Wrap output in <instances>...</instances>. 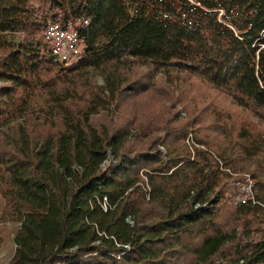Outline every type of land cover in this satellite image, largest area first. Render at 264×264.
I'll return each mask as SVG.
<instances>
[{"label": "trees", "instance_id": "obj_1", "mask_svg": "<svg viewBox=\"0 0 264 264\" xmlns=\"http://www.w3.org/2000/svg\"><path fill=\"white\" fill-rule=\"evenodd\" d=\"M126 1L0 0V221L18 224L7 264H264V210L225 197L241 170L231 135L253 156L264 146V0H231L237 36L198 8L189 29L130 16ZM73 17L89 19L84 53L63 66L41 52L40 33ZM135 63L195 76L238 116L206 104L140 139L108 110L145 88ZM255 181L264 204V180Z\"/></svg>", "mask_w": 264, "mask_h": 264}, {"label": "rangeland", "instance_id": "obj_2", "mask_svg": "<svg viewBox=\"0 0 264 264\" xmlns=\"http://www.w3.org/2000/svg\"><path fill=\"white\" fill-rule=\"evenodd\" d=\"M4 53V50L0 51V57ZM129 71L142 76V78L140 77V84H145V88L138 94L133 91L125 93L126 95H122L119 107H110L108 110L113 113L112 117L114 120H127L129 130L131 132L135 131V129L138 130L139 138L142 140L156 136L155 133L149 132L146 127L158 126L162 120L172 118L174 115L177 122H181L190 116L186 110L195 107L197 109L206 104H211L210 107L213 108L214 114L218 113L222 116L224 112H227L233 119L235 115L238 116L239 110L231 104L230 99L213 90L209 85L191 74L172 71L164 72V70L160 69L155 71L147 65L138 63L133 64ZM91 79L97 85L102 84L99 75H92ZM140 84H134V86L141 88ZM190 99H192V102L188 105ZM242 115L246 121L251 122L254 120L251 114L246 111H243ZM201 117L203 126L214 122L213 114L205 113ZM143 130L147 132L145 136L142 135ZM261 131L264 133L262 128ZM253 132H255V129ZM207 133H209L208 137L211 138V141L217 142V144L222 142L221 136L213 130ZM200 135L205 134L201 132ZM188 137L191 139L192 135L189 134ZM231 143L237 145L235 149L232 148V157L238 163V169H241L238 172H230L228 170L230 178L226 179L228 182L225 189V197L234 205L238 192L237 182L252 184L254 193L255 180H264V146H261L260 150L257 151V155L253 156V152L248 153L241 148L239 145L241 140L235 133L231 135ZM3 207L4 202L0 196V215ZM223 221L228 224H226L228 227L232 223V219L227 213L223 216ZM261 225V228L264 229V224L262 223ZM17 229V223L0 221V264H7L12 258L15 248L14 235Z\"/></svg>", "mask_w": 264, "mask_h": 264}, {"label": "built area", "instance_id": "obj_3", "mask_svg": "<svg viewBox=\"0 0 264 264\" xmlns=\"http://www.w3.org/2000/svg\"><path fill=\"white\" fill-rule=\"evenodd\" d=\"M213 2L212 9H207L203 0H127L125 6L130 16L140 13L163 21L185 24L189 29L197 24L194 13L198 8L207 12L210 21L225 26L237 36L242 29L237 7L231 0H213ZM88 24L89 19L84 17L68 18L63 22L59 19L49 20L41 29L38 47L54 62L68 66L80 59L84 53ZM186 141L189 143L190 137ZM237 184L238 192L234 204L250 203L264 210V204L254 197L252 184L247 182H237ZM261 218L264 224V215Z\"/></svg>", "mask_w": 264, "mask_h": 264}]
</instances>
